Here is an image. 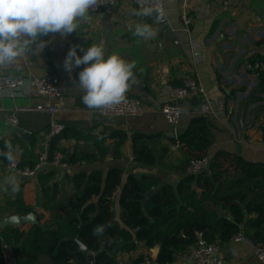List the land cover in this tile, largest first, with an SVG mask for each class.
I'll use <instances>...</instances> for the list:
<instances>
[{
    "label": "crops",
    "instance_id": "1",
    "mask_svg": "<svg viewBox=\"0 0 264 264\" xmlns=\"http://www.w3.org/2000/svg\"><path fill=\"white\" fill-rule=\"evenodd\" d=\"M162 1L163 10L149 16L134 15L136 9L131 0H122L97 14L88 12L72 34L63 39L58 33L43 37L49 43L40 55L28 51L14 64L0 65V74L27 78L25 84L15 90L0 91V143L12 145L15 161L23 158L37 161L40 154L47 151L52 120L75 131L88 130L90 134L116 130L127 134L122 143L116 139L105 141L110 152L102 158L68 163L65 168L42 169L33 176L18 174L0 158V220L12 215H26L27 210L37 215L40 225L63 220L65 211L55 203L58 200L65 203L74 194L70 178L92 169L106 172L111 165L123 168V181L129 173L145 174L157 176L162 184L176 187L187 175L186 170L178 167L185 153L179 144L172 143L174 132L161 114V107L167 101L168 88L173 82L184 81L189 76L197 79L204 88L211 111L207 117L214 142L208 154L214 157L216 152L223 151L241 156L248 162L264 163L261 131L264 103L252 95L254 82L258 83L257 64L264 58V0H238L231 8H225L215 0ZM183 9L192 18L187 29L181 20ZM137 23L151 25L156 35L148 39L137 37L134 35ZM91 42H103L106 54L116 53L134 65L133 78L125 95L140 100L143 106L140 116H104L101 110L89 109L81 103L83 92L73 84L79 69L74 68L70 78L64 70L63 60L71 45H79L78 54H82ZM47 71L60 78V94L56 98H47L37 90L36 80ZM219 101L224 103L223 107ZM37 104L55 106L58 111L50 116L28 109ZM178 105L182 112L181 133L192 117L200 115L201 102L185 100ZM11 114L19 121L16 127L32 134L28 140L12 133L14 126L6 121V116ZM133 133L156 136L150 142L158 158L154 166L134 161ZM80 135L77 140L61 141L60 147L67 158L74 151L95 150L89 137L81 139ZM164 147L168 148L167 153L162 152ZM12 177L14 184L8 182ZM46 186L55 190L51 192ZM20 187L21 201L16 206ZM148 199L146 196V201ZM49 201L50 206H46L44 203ZM112 213L113 221L122 229L127 228L120 219L117 198ZM31 226L22 224L18 228L26 232ZM193 248L194 244L179 251L170 264H191ZM260 248L256 252L254 246L245 241L221 244L223 264H264V246ZM149 254H152L149 248L139 243L134 250L120 252L116 264H137L140 256ZM6 258L9 264H15L13 249L6 251Z\"/></svg>",
    "mask_w": 264,
    "mask_h": 264
},
{
    "label": "trees",
    "instance_id": "2",
    "mask_svg": "<svg viewBox=\"0 0 264 264\" xmlns=\"http://www.w3.org/2000/svg\"><path fill=\"white\" fill-rule=\"evenodd\" d=\"M256 70L259 88L252 95L263 91L264 86V72ZM182 83L173 82L172 86ZM210 126L207 116H194L187 128L171 139L185 153L178 166L180 170L185 171L191 160L208 153L214 142ZM261 131L264 138V124ZM80 133L81 139L89 137L95 150L74 151L68 154L66 163L102 158L110 152L105 141L116 139L122 143L127 138L120 130L90 134L88 130L65 128L62 134L51 137L48 155L63 152L61 141L77 140ZM154 138L156 136L142 133L131 135L136 163L145 166L157 163L150 144ZM0 147L1 160L6 164L14 161L3 155L9 149L1 143ZM167 151V147L162 149L163 153ZM37 161L23 158L17 161V166L32 169ZM123 173L121 166L111 165L106 172L92 169L74 174L70 178L74 194L65 203L62 200L55 203L64 209L65 219L32 225L26 232L18 227L0 230V264H9L6 258L9 248L14 251L15 264H90L88 256L79 252L77 241L82 242L89 253H96L94 264H116L120 252L134 250L139 243H144L150 251L159 246L157 257L149 255L156 264H170L179 251L197 242L199 233L207 242L223 245L243 232L253 244L264 245V163L248 162L241 156L218 151L208 170L199 175L187 174L176 187L162 184L157 176L145 174L129 173L123 181ZM46 189L55 190L50 186ZM154 189V194L146 201V196ZM21 195L20 187L16 206ZM116 198L121 208L120 219L127 227L124 229L113 221L112 207ZM44 204L50 206V201ZM142 259L140 256L138 262Z\"/></svg>",
    "mask_w": 264,
    "mask_h": 264
},
{
    "label": "clouds",
    "instance_id": "3",
    "mask_svg": "<svg viewBox=\"0 0 264 264\" xmlns=\"http://www.w3.org/2000/svg\"><path fill=\"white\" fill-rule=\"evenodd\" d=\"M98 0H0V65L14 64L26 52L40 55L49 40L45 36L58 33L63 39L77 31L78 22L89 9L97 7ZM152 9L134 11L136 16H149ZM134 35L153 38V27L137 23ZM79 45H71L64 57V70L79 71L73 84L83 92L81 103L89 109L103 110L120 104L133 78L134 65L116 53L106 54L103 42H91L82 54ZM83 66V67H81ZM3 155L12 161V145ZM15 178H9L14 184Z\"/></svg>",
    "mask_w": 264,
    "mask_h": 264
},
{
    "label": "built area",
    "instance_id": "4",
    "mask_svg": "<svg viewBox=\"0 0 264 264\" xmlns=\"http://www.w3.org/2000/svg\"><path fill=\"white\" fill-rule=\"evenodd\" d=\"M122 0H98L97 7L89 9L90 13H100L106 8L116 5L120 3ZM219 4H221L225 8H231L233 5L237 3L238 0H215ZM132 5L135 7L136 11H142L145 8L152 9V14H156L159 11H162L164 8V4L162 0H131ZM181 20L186 27L192 22V18L190 14L183 9L181 12ZM257 68L260 71L264 72V61H260L257 64ZM259 76V73L257 72ZM27 78L25 76H14L8 73L0 74V91L2 90H15L23 86L26 82ZM60 78L58 75L52 72H45L42 74L40 78L36 80V87L39 94L47 97V98H56L60 94ZM130 87V86H129ZM259 88L258 83L254 82L253 92H255ZM255 96L258 97V100L264 103V86L263 91L255 93ZM198 99L201 102L200 106V115L210 116V109L208 107V102L206 98V92L199 81L192 76L186 78L182 85L179 86H170L167 92V101L161 107V114L166 120L167 124L174 132V138H177L179 133L180 119H181V109L179 107V102L185 100H193ZM221 107L224 106L222 101L218 102ZM30 110L46 113L50 116H54L58 108L51 105L46 104H37L31 108ZM143 112V106L139 99L136 97L125 95L124 100L118 104L114 105L110 108H106L101 110L102 115L104 116H140ZM6 121L16 127L18 126V119L15 114L7 115ZM64 124L52 120L49 124L48 135L49 137H54L62 134L65 130ZM2 149L0 148V153ZM213 156L208 153L202 158L193 159L189 162L186 172L187 174L199 175L200 173L208 170L210 164L212 162ZM66 158L64 153L61 151H57L53 154V156H49L47 151L40 154L37 163L34 168H23L20 169L17 166V161H12L7 164L9 168H13L16 172L22 176H33L38 171L42 169H55V168H65L68 163H66ZM233 242L245 241L254 246L256 252H258L264 245H260V247H256L253 243L244 235L243 232L236 234L232 240ZM190 263L191 264H223V259L221 255V244L218 242L211 243L207 242L203 238V234H198V240L194 244L193 251L190 255ZM137 264H156L150 255L144 256L141 261Z\"/></svg>",
    "mask_w": 264,
    "mask_h": 264
},
{
    "label": "water",
    "instance_id": "5",
    "mask_svg": "<svg viewBox=\"0 0 264 264\" xmlns=\"http://www.w3.org/2000/svg\"><path fill=\"white\" fill-rule=\"evenodd\" d=\"M13 134L19 135L22 139L28 140L31 136L30 132H26L25 130L13 127L12 129ZM154 194V191H150L147 197L149 198L151 195ZM38 217L35 213L30 212L26 215H12L9 217H6L2 220H0V230L5 229L7 227H18L22 224H31V225H38ZM79 245V252L86 254L88 256V260L90 261V264H94V257L96 253H89L88 248L80 241H77ZM159 246H156L151 249L152 256L155 258L158 255L159 252Z\"/></svg>",
    "mask_w": 264,
    "mask_h": 264
},
{
    "label": "rangeland",
    "instance_id": "6",
    "mask_svg": "<svg viewBox=\"0 0 264 264\" xmlns=\"http://www.w3.org/2000/svg\"><path fill=\"white\" fill-rule=\"evenodd\" d=\"M65 158H67V154H64Z\"/></svg>",
    "mask_w": 264,
    "mask_h": 264
}]
</instances>
